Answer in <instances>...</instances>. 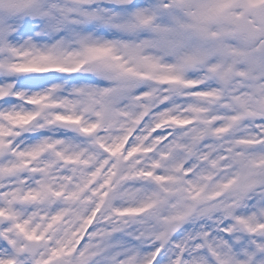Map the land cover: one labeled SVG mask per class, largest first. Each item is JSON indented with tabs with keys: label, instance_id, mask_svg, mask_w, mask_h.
Instances as JSON below:
<instances>
[{
	"label": "snow or ice",
	"instance_id": "6c2138e0",
	"mask_svg": "<svg viewBox=\"0 0 264 264\" xmlns=\"http://www.w3.org/2000/svg\"><path fill=\"white\" fill-rule=\"evenodd\" d=\"M0 264H264V0H0Z\"/></svg>",
	"mask_w": 264,
	"mask_h": 264
}]
</instances>
